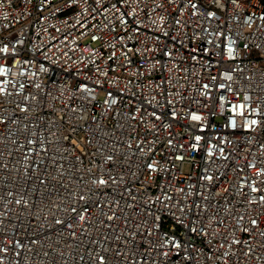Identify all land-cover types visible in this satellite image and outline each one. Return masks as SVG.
Returning <instances> with one entry per match:
<instances>
[{
  "label": "built area",
  "instance_id": "built-area-1",
  "mask_svg": "<svg viewBox=\"0 0 264 264\" xmlns=\"http://www.w3.org/2000/svg\"><path fill=\"white\" fill-rule=\"evenodd\" d=\"M0 264H264V0H0Z\"/></svg>",
  "mask_w": 264,
  "mask_h": 264
}]
</instances>
